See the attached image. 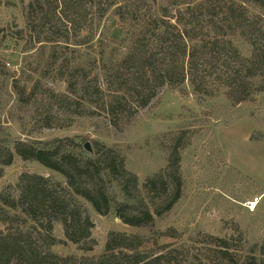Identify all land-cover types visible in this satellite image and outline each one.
<instances>
[{"label": "trees", "instance_id": "trees-1", "mask_svg": "<svg viewBox=\"0 0 264 264\" xmlns=\"http://www.w3.org/2000/svg\"><path fill=\"white\" fill-rule=\"evenodd\" d=\"M150 1L88 0V12L82 0H32L23 6L27 29L36 18L40 33H47L43 42L68 43L67 33H73L75 44H86L108 12L126 31L116 34V47L122 51L101 46L88 69L69 67L65 56L61 60L51 53L50 66L57 65L64 93L38 82L29 90L13 87L20 102L37 104L32 117L42 128L60 127V113H51L57 108L76 117L102 116L120 130L164 86L181 90L187 83L198 103L223 90L231 108L253 101L264 90L252 89V79L264 80V0H159L162 4L150 18L137 17L136 10ZM238 44L247 45L248 51L243 53ZM85 144L73 138L25 141L0 128V180L14 160L36 163L63 179L23 171L15 185L17 198L0 192V264H186L182 252L166 251L167 245L151 252L146 236L120 232L107 235L99 257L52 252L58 242L50 234L55 223L62 227V244L92 251L94 223L86 205L130 228L152 230L182 197L185 133L172 135L166 167L141 186L116 150L94 141L87 152ZM155 235L172 238L170 231ZM205 238L207 255L194 257L193 264H264V237L248 249L234 248L231 239Z\"/></svg>", "mask_w": 264, "mask_h": 264}, {"label": "rangeland", "instance_id": "rangeland-1", "mask_svg": "<svg viewBox=\"0 0 264 264\" xmlns=\"http://www.w3.org/2000/svg\"><path fill=\"white\" fill-rule=\"evenodd\" d=\"M29 1L32 0H0V128L6 135L25 141L73 138L89 146L94 141L102 143L120 154L140 186L147 177L166 167L172 135L185 133L187 143L180 151L182 197L168 215L156 220L152 230L130 228L112 214L101 217L86 205L94 223L92 251L82 252L69 243L62 244L63 230L55 223L50 234L58 242L51 248L52 252L77 259L99 257L111 232L146 236L151 252L167 245L166 251L182 252L186 264H193L196 256L206 257L207 234L231 239L234 248L259 245L264 237V90L255 93L253 101L231 108L223 90L198 103L187 83L181 90L164 86L148 107L120 130L112 128L102 116L76 117L57 108L51 113L53 116L60 113V127L42 128L32 117L37 104L20 102L13 87L29 90L38 82L56 93H64L66 85L56 76L57 65L50 66L51 53L61 60L65 56L69 67L81 65L88 69L101 46L107 51L116 48L121 52L116 47L117 35L126 31L121 30L118 20L108 12L86 44H75L73 33H67L68 43L43 42L47 33H40L36 18L27 29L23 6ZM82 1L88 12V0ZM161 4L159 0L150 1L135 14L148 19ZM238 47L243 53L248 51L247 45L238 44ZM252 81L253 91L264 87V80ZM23 171L63 181L60 175L36 163L14 160L4 168L0 192L10 191L17 198L15 185ZM254 197L261 200L256 212L248 213L243 204ZM164 231H170L172 238L154 236Z\"/></svg>", "mask_w": 264, "mask_h": 264}, {"label": "built area", "instance_id": "built-area-1", "mask_svg": "<svg viewBox=\"0 0 264 264\" xmlns=\"http://www.w3.org/2000/svg\"><path fill=\"white\" fill-rule=\"evenodd\" d=\"M261 200V197H254L251 198L250 200L246 201L243 204V207L248 213H254L256 212V209L258 207L259 201Z\"/></svg>", "mask_w": 264, "mask_h": 264}, {"label": "water", "instance_id": "water-1", "mask_svg": "<svg viewBox=\"0 0 264 264\" xmlns=\"http://www.w3.org/2000/svg\"><path fill=\"white\" fill-rule=\"evenodd\" d=\"M119 1H120L121 3H130V2H132V1H134V0H119ZM151 1H153V0H151ZM84 149H85L87 152H91V148H90V146H89L88 143L85 144ZM118 221H119V220H118Z\"/></svg>", "mask_w": 264, "mask_h": 264}]
</instances>
